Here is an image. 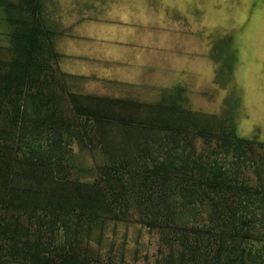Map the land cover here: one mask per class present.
I'll return each instance as SVG.
<instances>
[{"label":"trees","instance_id":"trees-1","mask_svg":"<svg viewBox=\"0 0 264 264\" xmlns=\"http://www.w3.org/2000/svg\"><path fill=\"white\" fill-rule=\"evenodd\" d=\"M57 1L0 0V264H264V141L179 86L75 89Z\"/></svg>","mask_w":264,"mask_h":264},{"label":"rangeland","instance_id":"rangeland-1","mask_svg":"<svg viewBox=\"0 0 264 264\" xmlns=\"http://www.w3.org/2000/svg\"><path fill=\"white\" fill-rule=\"evenodd\" d=\"M57 4L67 30L57 39L64 54L61 68L82 75L75 89L148 100L159 90L179 86L200 112H227L232 103L238 133L264 141L261 0ZM146 240L155 239H143L144 248L155 252V244Z\"/></svg>","mask_w":264,"mask_h":264},{"label":"snow or ice","instance_id":"snow-or-ice-1","mask_svg":"<svg viewBox=\"0 0 264 264\" xmlns=\"http://www.w3.org/2000/svg\"><path fill=\"white\" fill-rule=\"evenodd\" d=\"M261 3L264 4V0H261Z\"/></svg>","mask_w":264,"mask_h":264}]
</instances>
